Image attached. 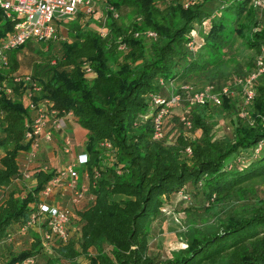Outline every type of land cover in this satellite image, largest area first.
I'll list each match as a JSON object with an SVG mask.
<instances>
[{"label":"trees","instance_id":"obj_1","mask_svg":"<svg viewBox=\"0 0 264 264\" xmlns=\"http://www.w3.org/2000/svg\"><path fill=\"white\" fill-rule=\"evenodd\" d=\"M103 1V35L74 17L64 21L68 38L58 48L51 43L54 37L28 39L7 51L8 68L2 74L28 69L40 85L37 96L70 111L68 117L85 129L88 196L70 204L74 236L52 238L42 246L41 228L28 227L36 230L30 232L29 246L8 249L1 264H22L28 257L31 262L41 258L39 264H80V255L86 264H264V189L256 188L264 186V57L246 117L235 115L231 136L214 139L210 134L212 107L234 109V100L224 94L217 105L188 104L182 97L190 129L200 134L188 138L178 130L172 143L151 137L153 106L148 98L150 93L184 95L213 84L236 55L233 49L253 51L244 69H234L246 77L264 47V7L259 0H188L186 5L169 0L161 6L156 0ZM120 7L129 8L125 20L113 14ZM11 27L0 8V38ZM146 30L154 36H146ZM192 76L206 78L199 86L191 83L193 88L182 89L179 85ZM173 82L177 87L164 88ZM229 86L241 89L233 81ZM22 89V83H15L11 93L0 91V191L7 189L0 201V243L10 241L13 229L36 210L40 190L58 167L43 169L36 159L40 165L30 166L29 184L18 189L11 185L15 179L26 180L21 164L29 147L23 138L29 113ZM103 139L110 147L99 145ZM240 153L250 156L245 159ZM186 185L194 189L193 195L200 194V205L174 209L185 214L184 245L158 259L148 254L150 224L162 211L172 210L167 199ZM59 189L45 201L62 202Z\"/></svg>","mask_w":264,"mask_h":264},{"label":"built area","instance_id":"obj_2","mask_svg":"<svg viewBox=\"0 0 264 264\" xmlns=\"http://www.w3.org/2000/svg\"><path fill=\"white\" fill-rule=\"evenodd\" d=\"M90 0H0V8L2 9L5 18L12 21V27L2 38H0V73L2 70L8 68L7 51L22 44L28 39L47 40L53 39L56 36V25L54 20L60 18L71 17L81 5L87 4ZM186 5V2H184ZM88 6V5H85ZM83 6V7H85ZM89 9V6L86 10ZM145 35L153 37L154 32L146 30ZM136 34V33H135ZM264 47L261 48V54L255 58L254 69L246 75L236 79V83L240 85L244 101L247 103L253 96V80L255 75L263 69ZM88 71L89 67L85 66ZM158 81L162 83V79ZM15 83L21 84L22 102L28 110L29 116L24 120L23 138L28 142V149L23 152L24 161L22 162L24 179H29L32 175L33 168L30 166L40 165L36 161V156L40 151L43 142L51 141L55 133L63 131V120L71 115L70 111H60L54 108L52 102L44 97H38L40 85L38 81L33 78L29 71L5 72L0 77V91L6 94L11 93L12 85ZM180 87L184 90L190 89L186 84ZM227 95L228 89L222 86L218 91L214 90L212 84H207L204 87L193 90L185 95L181 93H170L168 96H161L156 93L148 94L150 103L153 109L150 112L152 131L151 137L153 139H161L163 136L162 122L163 118L168 114L170 107L178 104L182 97L188 104H202L211 102L212 104L220 103V95ZM149 115V114H148ZM146 117V114H140ZM179 121L183 128H190V121L185 114L179 117ZM60 151L63 154L70 153V146L73 142L72 136L65 133L61 136ZM100 146L110 147V143L103 139L99 143ZM185 152L190 153V147L185 146ZM88 155L85 151H79L75 157L68 155V158L55 169V173L50 180L43 186L39 192V202L36 210L29 214L24 223L19 229L26 230L28 227L37 226L41 228L40 242L42 246L48 244L52 238H59L65 241L69 235V211L67 204L61 202L47 203L45 198L49 196L55 188L59 186V195L66 196V200L71 203L81 201L87 191L86 173L83 166L87 162ZM41 168L46 169L47 165L41 163ZM82 168V171L79 170ZM119 170H117L118 172ZM176 194L180 199L187 198L183 188H180ZM43 216V218H42ZM43 223V224H42ZM42 226V227H41ZM9 238V237H8ZM32 261L28 257L23 260L22 264Z\"/></svg>","mask_w":264,"mask_h":264},{"label":"rangeland","instance_id":"obj_3","mask_svg":"<svg viewBox=\"0 0 264 264\" xmlns=\"http://www.w3.org/2000/svg\"><path fill=\"white\" fill-rule=\"evenodd\" d=\"M158 5H163V3L169 1V0H156ZM183 3L188 2V0H181ZM260 4L264 7V0H259ZM89 9H87L88 6ZM85 6V7H83ZM128 7H120L118 10L114 9L113 14L116 17H123V20L126 19V15L128 13ZM77 13H81V15L77 16ZM76 18L78 20L79 24H83L84 22H88L90 26L97 29L100 34L105 33V29L103 25L101 24L104 18V1L103 0H90L87 4H82L81 8L76 11L71 17L66 18L65 20L56 19L54 20V23L56 24V36L55 39L51 41L54 48H58L60 40L68 38L66 36V27L68 20H72L73 18ZM95 23H98L95 24ZM64 25V26H63ZM195 32V31H194ZM24 52V50H23ZM233 54H236L233 59L228 60L225 65L222 66V70L224 74L222 76H217L213 78L212 85L214 87L215 91H218L222 86H226L228 89V94L226 97L230 100H234V109H225V108H218V106L212 107L211 113L213 115L211 123V130L210 134H212V138L217 139L223 136H231L232 134V122L235 119V115L244 118L246 117V110L247 105L244 101V97L242 95V91L237 90L236 87H230V82H235L237 78H242L244 76L237 75L234 73L235 68L244 69L246 67L245 62L249 56L253 54V51L251 49L246 48H239V49H233ZM19 56V54H18ZM256 58V57H255ZM18 72H25L29 71L26 68L18 67L16 69ZM205 76H192L190 79L187 80V82H183L180 85L183 84L188 85L189 87L192 86H199L205 81ZM192 83V84H191ZM164 83V88L169 90L174 89V87H177V83ZM192 86H191V85ZM179 85V86H180ZM253 85V84H252ZM193 88V87H192ZM198 90V89H196ZM175 93V92H173ZM185 95V94H184ZM216 109V110H213ZM213 110V111H212ZM218 110V111H217ZM187 106L183 104V101L180 100L178 104H174L170 107V110L168 112V115L165 117L164 124H163V136L160 140H162L165 143H172L174 142V138L178 132V130H181L188 138L195 137L200 134L199 129H185L182 126L178 124L179 117L183 114H186ZM148 115V114H146ZM142 117V116H139ZM70 117H67L69 119ZM178 119V120H177ZM69 122H73V126L77 128L76 122L72 120V118L69 119ZM82 128V127H81ZM57 134V133H56ZM56 136V135H55ZM42 143V146L40 147V151L37 156V160L45 163L47 166H59L63 160L68 158L67 154H63L60 150L57 148H53L52 143L44 144ZM260 147V144H258L255 147V152ZM2 147L0 146V154H2ZM245 159L250 156L247 153H240ZM240 156V157H242ZM17 158H22V153L19 152L17 154ZM79 169V167H77ZM23 183L25 185L29 184V179L26 180H14L12 182V187L19 188L20 184ZM257 189H264L263 185H259L256 187ZM7 189L4 188V191H0V201L6 194ZM260 190H257L260 191ZM183 192L186 193L187 198L181 199V203L179 204L178 199L179 196L175 193L172 194L166 202V207L172 210H164L162 211L161 215H158V217L153 220L150 224V234H149V240H148V254L152 256H156L158 259L164 258L169 255V252L171 249H174L176 247H180L184 245L183 241V228L184 223L183 219L185 218V214L182 211H179L178 213H175V208H182L183 206H188L190 204H197L201 202V196L199 195H193L194 189L191 188V186L186 185V187L183 188ZM251 195V194H249ZM88 196V193L86 194V197ZM59 199H61V203L67 204L68 210L71 212V208L73 206L70 205V202L66 200V196L62 195ZM250 199V198H249ZM65 200V201H63ZM206 205V202L204 203ZM200 209V208H199ZM198 211L197 213H199ZM192 213L197 221H200V218H197L195 214ZM72 214V213H71ZM198 216V215H197ZM208 218L210 219L211 216L208 215ZM75 222V219H72ZM32 228L19 229V227H16L13 229V233L11 234V240L10 241H3L0 243V264L3 262L7 250H19L21 248L29 246V243L31 242V234ZM68 233L71 236H74L75 232L71 224L68 226ZM45 250H43L44 252ZM48 251V250H47ZM77 260L80 264H86L87 260L84 258V256L80 255L77 257ZM42 261L39 257H34L33 262L30 264H36V262L39 264ZM28 264V263H27Z\"/></svg>","mask_w":264,"mask_h":264},{"label":"crops","instance_id":"obj_4","mask_svg":"<svg viewBox=\"0 0 264 264\" xmlns=\"http://www.w3.org/2000/svg\"><path fill=\"white\" fill-rule=\"evenodd\" d=\"M69 119L65 118L63 120V122H62V124H63V131H61V132H59L57 134L55 133L56 136H54V138L51 141H49L48 143L51 142L54 149L57 148L58 150H60V142L61 141H59V140L61 139V136L63 134L68 133L69 135L72 136V139H73V142L71 143V146H70V153L68 155L74 158L75 157V154L77 152L83 150V144H84V140H85V133H86V131H85L84 128H81V126H79L77 123H76L77 128L74 127L73 126V122L70 123L69 122ZM44 144H47V143L45 142ZM55 189H57V187ZM58 202H60V201H58ZM161 217H162V215H161ZM32 232L35 233L36 230H32Z\"/></svg>","mask_w":264,"mask_h":264}]
</instances>
